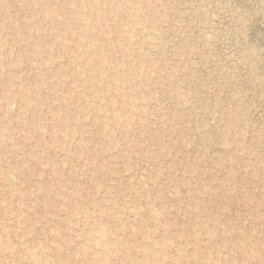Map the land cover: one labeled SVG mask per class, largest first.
Instances as JSON below:
<instances>
[{
  "label": "rangeland",
  "instance_id": "374dc122",
  "mask_svg": "<svg viewBox=\"0 0 264 264\" xmlns=\"http://www.w3.org/2000/svg\"><path fill=\"white\" fill-rule=\"evenodd\" d=\"M0 264H264V0H0Z\"/></svg>",
  "mask_w": 264,
  "mask_h": 264
},
{
  "label": "bare ground",
  "instance_id": "6f19581e",
  "mask_svg": "<svg viewBox=\"0 0 264 264\" xmlns=\"http://www.w3.org/2000/svg\"><path fill=\"white\" fill-rule=\"evenodd\" d=\"M131 10V9H130ZM69 30V29H68Z\"/></svg>",
  "mask_w": 264,
  "mask_h": 264
}]
</instances>
